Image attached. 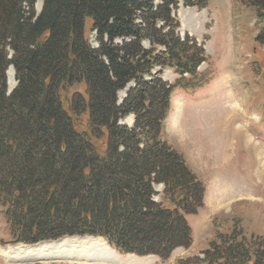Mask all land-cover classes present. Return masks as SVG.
I'll return each mask as SVG.
<instances>
[{"label": "trees", "instance_id": "trees-1", "mask_svg": "<svg viewBox=\"0 0 264 264\" xmlns=\"http://www.w3.org/2000/svg\"><path fill=\"white\" fill-rule=\"evenodd\" d=\"M36 1L0 0V203L12 240L93 235L161 258L189 247L184 215L197 213L205 188L160 137L179 79L156 72L194 76L205 61L203 45L178 33V1L41 0L38 12ZM243 1L261 15L264 0ZM157 184L171 207L155 200ZM212 245L209 263L264 264L262 246Z\"/></svg>", "mask_w": 264, "mask_h": 264}, {"label": "rangeland", "instance_id": "rangeland-1", "mask_svg": "<svg viewBox=\"0 0 264 264\" xmlns=\"http://www.w3.org/2000/svg\"><path fill=\"white\" fill-rule=\"evenodd\" d=\"M177 1L172 12L178 33H187L203 45L205 61L194 76L179 78L166 67L156 70L169 84L179 79L171 91L160 137L183 155L205 190L197 213L184 215L194 252L177 259L176 264H212L203 254L213 249L212 243L245 241L264 248V9L260 15L243 0ZM39 7L36 1V11ZM86 38L97 46L92 32ZM73 89L78 87L62 94ZM126 90L118 92L119 102ZM73 121L76 129L85 128L84 115ZM121 122L132 126L134 116ZM155 189L156 201L171 207L163 197V185L157 184ZM4 210L0 203V250L30 244L12 240ZM99 242L109 249L108 264H170L173 253L184 248L177 247L161 258L120 253L104 239ZM59 259L20 261L0 255V264H101L95 257L83 263Z\"/></svg>", "mask_w": 264, "mask_h": 264}, {"label": "bare ground", "instance_id": "bare-ground-1", "mask_svg": "<svg viewBox=\"0 0 264 264\" xmlns=\"http://www.w3.org/2000/svg\"><path fill=\"white\" fill-rule=\"evenodd\" d=\"M41 1L39 0L37 5L40 6ZM192 15L193 12L190 11ZM191 20V19H190ZM184 22V21H183ZM197 23V22H196ZM10 69V68H9ZM9 84L13 85V73L12 69L9 70ZM234 105L238 110L239 102L235 101ZM250 142V141H249ZM258 151V150H257ZM260 151V150H259ZM260 153V152H259ZM258 154V153H257ZM221 202V201H220ZM219 202V203H220ZM218 203V204H219ZM98 237H94L93 240H81V239H72L71 240H61L50 243H42L33 246L25 247H8L7 249L0 250V255H3L7 258V260H29L31 258L35 259H55L61 258L59 260H67L75 263H83L90 260V257H95L94 259L97 262H101V264H108L111 261V256L107 251L109 249L107 246H103L97 240Z\"/></svg>", "mask_w": 264, "mask_h": 264}, {"label": "crops", "instance_id": "crops-1", "mask_svg": "<svg viewBox=\"0 0 264 264\" xmlns=\"http://www.w3.org/2000/svg\"><path fill=\"white\" fill-rule=\"evenodd\" d=\"M192 246H193V242H192V244L190 245V247H188V248H183L182 251L179 250L180 252L173 253V254H175V255H174V257H172V259H171V261H170V264H176V260H177V259H183L184 256H188L189 253H193L194 251H193ZM174 252H175V250H174ZM184 254H186V255H184Z\"/></svg>", "mask_w": 264, "mask_h": 264}, {"label": "water", "instance_id": "water-1", "mask_svg": "<svg viewBox=\"0 0 264 264\" xmlns=\"http://www.w3.org/2000/svg\"><path fill=\"white\" fill-rule=\"evenodd\" d=\"M41 9V7H40ZM11 67V66H10ZM12 68V67H11ZM8 71V70H7ZM14 82L16 83V81L14 80ZM14 88V85L10 87V84H9V80L7 79V92L10 93L12 91V89ZM71 238H74V239H81V240H91L92 237L91 236H72V237H69V236H64V237H61L59 238L58 240L56 241H61L63 239H71ZM50 242H54V241H47L46 243H50Z\"/></svg>", "mask_w": 264, "mask_h": 264}]
</instances>
